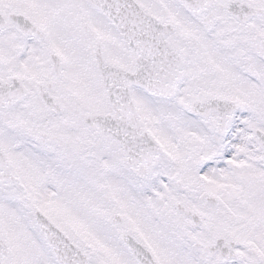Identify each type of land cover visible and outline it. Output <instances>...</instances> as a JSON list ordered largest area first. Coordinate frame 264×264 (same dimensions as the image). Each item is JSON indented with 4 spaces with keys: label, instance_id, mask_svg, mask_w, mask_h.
Returning <instances> with one entry per match:
<instances>
[{
    "label": "snow or ice",
    "instance_id": "snow-or-ice-1",
    "mask_svg": "<svg viewBox=\"0 0 264 264\" xmlns=\"http://www.w3.org/2000/svg\"><path fill=\"white\" fill-rule=\"evenodd\" d=\"M0 264H264V0H0Z\"/></svg>",
    "mask_w": 264,
    "mask_h": 264
}]
</instances>
